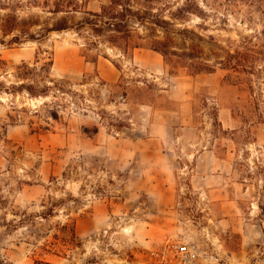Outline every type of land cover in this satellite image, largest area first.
I'll return each instance as SVG.
<instances>
[{"label": "rangeland", "instance_id": "obj_1", "mask_svg": "<svg viewBox=\"0 0 264 264\" xmlns=\"http://www.w3.org/2000/svg\"><path fill=\"white\" fill-rule=\"evenodd\" d=\"M88 1L95 12L108 2ZM222 2L177 28L200 36L205 54L213 44L234 50L252 41L258 60L244 75L250 85H233L219 68L189 75L151 52L142 69L129 63L134 51L100 42L86 51L88 61L114 65L120 79L111 85L85 62V41L72 31L0 46V264H167L162 250L174 243L192 249L190 264H264V39L254 40L264 23L260 9L247 17L246 1ZM23 63L33 68L23 83L47 86L46 97L12 91ZM142 103L189 108L193 130L178 146L214 150L229 164L226 178L194 187L182 167L174 202H155L149 187L111 162L118 147L96 138L102 128L114 135ZM226 199L235 200L236 215L224 220Z\"/></svg>", "mask_w": 264, "mask_h": 264}, {"label": "trees", "instance_id": "obj_2", "mask_svg": "<svg viewBox=\"0 0 264 264\" xmlns=\"http://www.w3.org/2000/svg\"><path fill=\"white\" fill-rule=\"evenodd\" d=\"M225 5L247 2V17L252 9L258 10L264 23L263 0H225ZM88 0H0V46L40 42L51 33L74 32L85 41L82 56L85 62L96 64V57L88 61L89 47L103 42L118 48L124 55L136 49H146L159 54L166 65L186 70L189 75L212 74L216 69L227 72L226 80L233 78V85H250L255 44L245 42L234 50H224L209 36L211 48L207 54L201 43L204 40L186 28H177L176 22H185L194 16L204 20L205 8L215 10L222 0H184L181 4L172 0H108L99 11L87 9ZM226 5V6H227ZM25 10L36 13L21 15ZM256 11V10H255ZM79 15V18H77ZM264 39V30L254 40ZM218 51L222 52L221 54ZM50 59L44 66L51 68ZM44 66L42 68H44ZM26 64L16 68L15 77L21 84L12 91L26 92L31 98L46 97L48 87L37 83H23L24 76L32 72ZM0 82V87H2Z\"/></svg>", "mask_w": 264, "mask_h": 264}, {"label": "crops", "instance_id": "obj_3", "mask_svg": "<svg viewBox=\"0 0 264 264\" xmlns=\"http://www.w3.org/2000/svg\"><path fill=\"white\" fill-rule=\"evenodd\" d=\"M147 52L154 53L162 59L159 54L150 50L136 49L129 63L148 69ZM105 61H97L95 64L98 77L106 83L115 85L120 79V72L112 63ZM162 71L163 65L159 66L158 62L157 73ZM107 95L103 94L102 98L107 100ZM188 109L186 106L172 109L158 107L154 103H142L138 105L135 113H130L129 117L125 118L124 127L116 130L114 135L108 134L104 128L96 133L98 142L106 138L107 145L118 147L108 154L110 160L115 159L118 162L117 168L120 166V169L131 173L130 179L135 175L136 185L149 187L151 190L147 192L159 204L169 205L174 202L175 172L182 170V167L190 170L191 183L194 187L207 189L221 182L226 178L224 175L228 174L227 160L218 157L214 150L208 148L192 150L194 147L192 145H188L189 148L178 146L185 141L186 132L193 130L190 121L185 117ZM191 161H195V166L190 168L188 163ZM234 201L225 200L224 207L227 209L224 220L226 217L236 215L231 210Z\"/></svg>", "mask_w": 264, "mask_h": 264}, {"label": "built area", "instance_id": "obj_4", "mask_svg": "<svg viewBox=\"0 0 264 264\" xmlns=\"http://www.w3.org/2000/svg\"><path fill=\"white\" fill-rule=\"evenodd\" d=\"M122 99V98H121ZM162 254L170 256L169 260H165V263L171 264L174 261L175 264H190L192 258V249L187 245L174 243L162 250Z\"/></svg>", "mask_w": 264, "mask_h": 264}, {"label": "water", "instance_id": "obj_5", "mask_svg": "<svg viewBox=\"0 0 264 264\" xmlns=\"http://www.w3.org/2000/svg\"><path fill=\"white\" fill-rule=\"evenodd\" d=\"M0 241H1V237H0Z\"/></svg>", "mask_w": 264, "mask_h": 264}]
</instances>
